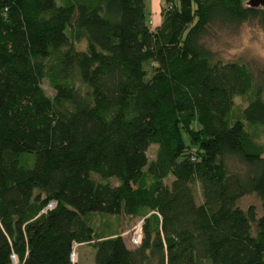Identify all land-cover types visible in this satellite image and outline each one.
I'll list each match as a JSON object with an SVG mask.
<instances>
[{"label":"trees","instance_id":"obj_1","mask_svg":"<svg viewBox=\"0 0 264 264\" xmlns=\"http://www.w3.org/2000/svg\"><path fill=\"white\" fill-rule=\"evenodd\" d=\"M168 1L153 28L145 0H0V264H75V243L96 264H264V202L239 205L264 199V82L205 44L264 8ZM94 214L142 217V241Z\"/></svg>","mask_w":264,"mask_h":264},{"label":"rangeland","instance_id":"obj_2","mask_svg":"<svg viewBox=\"0 0 264 264\" xmlns=\"http://www.w3.org/2000/svg\"><path fill=\"white\" fill-rule=\"evenodd\" d=\"M249 0H243L247 5ZM146 12L150 15L154 22V27L159 26L163 20L162 10L167 6L168 0H145ZM205 44L216 54L217 58L224 61H239L244 62L250 67L254 77L260 78L264 82V29L256 22H246L240 26H219L217 33L206 37ZM78 48L86 47V42L83 41L77 44ZM44 89L48 95L54 94V89L48 80L43 82ZM252 93L238 96L235 98L234 113L238 115L241 110L246 107L248 99ZM249 126V125H247ZM261 143H264V131L260 126L247 127ZM185 139L188 137L185 135ZM157 150V145H152L149 148L148 155L150 160L154 159ZM229 166L234 171L244 172L243 165L235 160H229ZM172 178H174L172 176ZM112 183L119 184L120 181L116 177L111 178ZM198 201H201V194H198ZM264 199L255 193L247 194L239 201V205L246 209L253 205L257 211V215L263 212ZM110 222L114 228L120 230L124 236L127 244L134 248L139 244H134L133 239L135 235L141 231L143 237L144 219L140 216L130 217L123 216L118 221L116 217H105L102 214H94L91 216V224L96 231L102 233L107 230L106 224ZM142 241V240H141ZM73 261L75 264H96L95 263V249L90 244L75 243L73 248ZM15 264L18 260L15 259Z\"/></svg>","mask_w":264,"mask_h":264},{"label":"water","instance_id":"obj_3","mask_svg":"<svg viewBox=\"0 0 264 264\" xmlns=\"http://www.w3.org/2000/svg\"><path fill=\"white\" fill-rule=\"evenodd\" d=\"M248 5L251 7H263L264 8V0H249Z\"/></svg>","mask_w":264,"mask_h":264},{"label":"built area","instance_id":"obj_4","mask_svg":"<svg viewBox=\"0 0 264 264\" xmlns=\"http://www.w3.org/2000/svg\"><path fill=\"white\" fill-rule=\"evenodd\" d=\"M52 206H53V203H51V204H49V208H52ZM141 240H142V232L141 231H139L136 235H135V237H134V239H133V243L134 244H140V242H141Z\"/></svg>","mask_w":264,"mask_h":264},{"label":"crops","instance_id":"obj_5","mask_svg":"<svg viewBox=\"0 0 264 264\" xmlns=\"http://www.w3.org/2000/svg\"><path fill=\"white\" fill-rule=\"evenodd\" d=\"M157 26H158V25H157ZM152 27L155 28V27H154V22H153V20H152Z\"/></svg>","mask_w":264,"mask_h":264}]
</instances>
